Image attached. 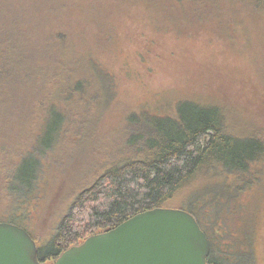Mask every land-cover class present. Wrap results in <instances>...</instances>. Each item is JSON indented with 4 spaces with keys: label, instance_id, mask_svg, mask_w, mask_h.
<instances>
[{
    "label": "trees",
    "instance_id": "1",
    "mask_svg": "<svg viewBox=\"0 0 264 264\" xmlns=\"http://www.w3.org/2000/svg\"><path fill=\"white\" fill-rule=\"evenodd\" d=\"M138 1L128 0L127 5ZM141 2L158 9L156 17L160 21L156 26L161 31L168 30L178 41L185 37V29L191 27L221 29L220 33L234 29L237 13L245 21V29H264V0ZM125 3V0H0V104L6 108L20 97L19 101L26 103L20 107L22 113L17 112L22 116L20 119L25 120L28 114L41 118L40 131L34 133L30 150L20 156L0 157V169L7 167L9 171L4 178L5 189L18 196L17 201L27 198L35 188L43 171L40 157L56 148L69 123L79 122L84 115L80 108H87L96 93L106 101L112 91L113 73L102 65L101 59L114 42V33L106 29H120L116 28L118 25L133 29L131 16L125 15L129 17L125 24L118 20L124 19L123 16L112 14L116 5L122 14H128L123 8L127 7ZM180 7L185 13L182 20L170 17L175 11L180 12ZM254 34L255 41L262 44L259 52L253 49L259 58L264 53V32ZM159 40L153 37L142 42L141 50L135 51L141 65L150 66L148 57L163 66L174 63L184 66L191 61L174 54L176 46ZM213 61L221 60L216 55ZM214 62L205 65L212 76L233 77ZM221 106L215 101L205 104L183 98L175 102L173 115L152 114L143 123L135 119L137 115H131L129 120L136 130L130 133L128 143L132 148L135 146V157L106 167L74 195L55 234L46 242L48 252L43 253V246L36 243L39 259L52 257L54 261L69 247L112 229L139 212L167 207L184 209L199 223L210 244L207 264H251L247 253L236 250L231 233H228L231 239L224 241L222 235L226 231L217 230L216 221L220 217L215 209L228 208L231 199L255 183L252 176L256 163L264 155V141L257 133L256 136L227 131ZM4 121L10 124L13 119ZM251 132L264 134V129L254 128ZM215 171L222 176L221 182H208V186L194 189L203 178H213ZM228 178L232 181L228 182ZM20 219L15 214L7 221L26 229Z\"/></svg>",
    "mask_w": 264,
    "mask_h": 264
},
{
    "label": "rangeland",
    "instance_id": "2",
    "mask_svg": "<svg viewBox=\"0 0 264 264\" xmlns=\"http://www.w3.org/2000/svg\"><path fill=\"white\" fill-rule=\"evenodd\" d=\"M125 1L127 5L128 0ZM112 8V14L124 17L118 18L122 23H128L129 17L125 15L131 16L133 29L121 28L120 25L116 26L120 29H106L114 33L111 49L101 59L102 65L113 73L112 91L106 97L107 100H102L100 94L96 93L87 108H80L79 111L84 115L79 122L68 124L56 148L48 151L50 153L44 157L39 156L43 171L27 198L17 201L18 196L7 192L4 178L9 171L7 167L0 169V222H8L15 214L21 216L20 221L26 227L24 229L39 246H43V253L48 252L46 242L55 234L74 195L106 167L135 157V146L132 148L128 143L130 133L136 130L129 120L131 115H137L135 119L143 123L152 114L173 115L174 104L179 99L190 98L205 104L215 101L222 105L227 131L259 134L264 141L263 133L251 132L254 128L264 129V53L256 58L253 51L256 49L259 52L262 47L261 43L255 41L254 32H264V29H245V21L241 13H237L234 29H225L220 33L221 29L191 27L185 29V37L178 41L168 30L161 31L156 26L160 19L157 21L158 9L153 5L144 4L141 0L131 2L127 7L123 6L128 14H122L118 5ZM184 15L180 7V12L175 11L170 17L182 20ZM111 20L117 22L113 16ZM188 24L191 23L188 21ZM159 32H162L161 36L156 35ZM153 37L167 45L176 46L174 54L189 58L190 63L163 66L148 57L150 66L141 65L135 51L141 50L142 42ZM216 55L221 61H213ZM213 62L228 70L233 77L212 76L205 65ZM259 65H262V69ZM13 95L16 96L15 92ZM19 99L16 97L17 104H8L6 108L5 104H0V157L6 159L20 156L26 149L30 150L34 133L40 131L38 125L41 118L28 114L25 120L20 119L22 116L17 112L21 114L23 109L20 107L26 103ZM9 118L13 121L5 123L4 119ZM255 168L252 176L255 183L231 199L228 208H219L220 211L215 209L220 217L216 226L219 232L226 231L222 235L224 241L231 239V233L236 250L247 253L251 264H264V155ZM212 177L203 178L194 189L208 186V182L222 180L216 171ZM227 181L231 182L232 178ZM226 185L229 184L226 182ZM224 189L227 190L228 186ZM202 219L208 222L206 218ZM43 260L47 264L53 262L52 257Z\"/></svg>",
    "mask_w": 264,
    "mask_h": 264
},
{
    "label": "water",
    "instance_id": "3",
    "mask_svg": "<svg viewBox=\"0 0 264 264\" xmlns=\"http://www.w3.org/2000/svg\"><path fill=\"white\" fill-rule=\"evenodd\" d=\"M210 244L194 216L180 208L139 212L63 251L51 264H207ZM0 264H46L22 227L0 222Z\"/></svg>",
    "mask_w": 264,
    "mask_h": 264
},
{
    "label": "flooded vegetation",
    "instance_id": "4",
    "mask_svg": "<svg viewBox=\"0 0 264 264\" xmlns=\"http://www.w3.org/2000/svg\"><path fill=\"white\" fill-rule=\"evenodd\" d=\"M47 264V263H46Z\"/></svg>",
    "mask_w": 264,
    "mask_h": 264
}]
</instances>
